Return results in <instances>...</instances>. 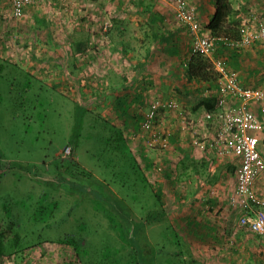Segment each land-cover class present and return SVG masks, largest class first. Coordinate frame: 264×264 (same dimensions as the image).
<instances>
[{"label": "rangeland", "instance_id": "1", "mask_svg": "<svg viewBox=\"0 0 264 264\" xmlns=\"http://www.w3.org/2000/svg\"><path fill=\"white\" fill-rule=\"evenodd\" d=\"M126 1L0 0V233L5 241L18 238L28 247L2 258L0 264H95L94 257L79 262L71 246L58 244L68 235L83 238L85 246L94 250L108 245L118 252L121 264H129L128 243L110 226L107 213L124 230L138 223L136 238L147 258L144 264H264L260 238L237 226L239 213L228 203L204 191V185L217 188L220 180L219 193L227 195L228 202L235 187L231 168L222 166L226 169L212 177L205 168L208 160L214 161L191 143L190 134L187 142L193 151L189 161L179 157L183 154L172 144V131L181 130L183 124L195 125L198 137L208 134L207 126H200L203 118L191 113L211 83L202 88L192 82L194 90L179 101L163 99L155 95L156 89L144 88L147 101L136 107L142 81L125 86L131 81L128 78L135 79L136 64L127 65L129 51L124 54V50L129 48L132 53L138 40L128 44L123 40L124 45L115 36L122 26L117 19H131L133 30L142 27L136 25L140 17L132 13L134 9L122 10ZM180 1L196 22V32L176 16ZM192 1H170L171 17L182 31L187 51L195 36L211 39L214 47L202 57L218 73L216 81L219 71L237 75L229 68L228 54L263 43L264 13L259 7L264 0H256L257 6L255 0L251 5L247 0H230L234 8L227 24L240 31L247 43L240 48L229 46L225 42L229 38L223 35L212 36L208 24L198 20L197 0ZM210 2L215 7L216 0ZM164 22L156 25L162 38V31L168 33L174 24L172 19ZM156 101L164 108L145 129V115ZM78 107L85 110L82 118ZM141 108L146 109L138 128L123 129L129 114L138 115ZM77 124V136H72ZM122 129L130 137L125 138ZM117 130L125 145L129 139L135 149L132 152L127 146L130 158L124 146L116 145ZM71 142L73 155L64 156ZM68 183L89 187L100 192L101 198L74 191ZM51 204L55 207L50 219H33L40 207ZM153 208L164 217L144 227Z\"/></svg>", "mask_w": 264, "mask_h": 264}, {"label": "crops", "instance_id": "2", "mask_svg": "<svg viewBox=\"0 0 264 264\" xmlns=\"http://www.w3.org/2000/svg\"><path fill=\"white\" fill-rule=\"evenodd\" d=\"M171 0L163 1H151V0H128L122 3L120 5L124 6L122 8L125 9L126 12H128L130 9H134L132 13L137 14L140 19H137L136 25H141L142 27L137 28L135 30L133 25V21L131 19H117L120 21L121 29L120 31H116L115 36L116 39L119 38L121 40V43H123V40L129 43V41L132 40H138L137 47L136 45H132L135 47L134 50H131L129 48H125L124 54H127V51H129L128 55V63L127 65L130 66L132 63L135 62L136 68V74L133 75L135 79L128 78L129 81L125 86L129 87V85H133V83L137 82L138 80L142 81V88H140V98H136V107L144 106V102L147 101L145 98V95L143 92L144 88H154L156 89L155 95H158L160 97L172 99L175 101H179L184 98L185 95H188L189 90H194L192 86V82L188 80L186 76V63L188 59L190 58L189 50L187 51V48L185 44L182 41L181 34L182 31L176 27L174 19L172 16V9H171ZM196 1V0H195ZM213 0H197V9L200 11L199 21L201 24H204L205 26L210 22L212 16L214 15L215 7L211 6ZM230 5L232 8L234 6L232 5L231 1ZM252 0H247L250 5L252 4ZM192 3L193 1L190 0ZM131 3V6L130 4ZM214 3V2H213ZM193 4V3H192ZM254 6H257L259 4V1H256L253 3ZM215 5V4H214ZM250 7V6H249ZM259 11L264 13V4L263 6L259 7ZM212 15V16H211ZM129 16V15H128ZM165 19H172L174 24H172V27H170L169 32L166 33V31H162L164 34V37L166 36V39H163L160 34L161 28H157L156 25H165L164 20ZM240 20V19H238ZM161 21V23H160ZM112 21L110 22L109 27L111 26ZM148 26L147 30H143V26ZM131 26V28H130ZM109 29V28H108ZM158 31V33H154V31ZM113 30H111L110 34H108V39H112ZM107 35V34H106ZM111 37V38H109ZM168 40H172L168 41ZM164 41L163 44H161ZM109 42V41H108ZM107 45V44H106ZM125 45V44H124ZM108 46H106V52H107ZM229 56V55H228ZM230 58V56H229ZM231 63H229V68L231 70L237 72L238 75V81L241 87L243 88H256L260 87L264 89V40L263 43H260L258 45H255L254 47L250 48L249 50L241 51L238 53L233 52L231 54ZM135 80V81H133ZM195 86H199L202 88H205V85L202 83H193ZM124 86V87H125ZM164 88H167V91H164ZM142 89V90H141ZM178 89V91H176ZM181 92V93H180ZM195 92V91H194ZM201 99H199L200 101ZM134 105H132L133 107ZM146 108H141L139 110V114H129L130 118L127 116V119L129 118V121H124L125 127L122 125V128L128 130L127 128L137 129L140 123V120L143 119L142 113L144 112ZM206 111L204 108H200L197 111H193L191 113V116L198 117L199 115L202 117L203 112ZM123 113V112H122ZM128 113V112H127ZM136 117V118H135ZM140 119V120H139ZM136 120V122L134 121ZM127 125V126H126ZM134 126V128H133ZM121 128V127H120ZM122 129V132L124 131L125 138L130 137L125 130ZM260 136V145L259 150L264 155V131ZM182 138V141H181ZM188 134L185 132H182L179 127H177V130L175 129L174 132L172 131V144H174L177 147V152L182 153L183 155H178L182 159L185 158V160L189 161V158L191 157V145L188 143ZM138 140V139H135ZM188 141V142H187ZM180 142V143H179ZM137 142V146H140ZM130 140L127 141V146L130 148V151L134 152V148L132 145H130ZM188 145H190L188 147ZM70 145L66 146V149L69 148ZM189 148V149H187ZM199 151V150H198ZM73 154V153H72ZM201 154V153H200ZM183 156V157H182ZM209 159V158H208ZM207 160V159H206ZM214 161V160H213ZM209 165L206 166L205 171L210 172L212 177L215 176V172L218 170H221L224 166L226 168H231L230 171L233 175V168L229 164H223V163H217L209 161ZM223 168V169H226ZM202 173V172H201ZM214 174V175H213ZM222 176V175H221ZM220 176V177H221ZM218 182L215 185H218V187L208 186L204 185V191L206 195L212 196L213 198H220L222 202L225 204H229V200L227 202V198L225 194L219 193V190H221V181L217 180ZM235 181V179H234ZM214 185V186H215ZM235 186V184H234ZM255 190L258 194L261 195V197L264 198V174L260 176V178L256 181L255 184ZM234 188L230 191V193H233ZM221 196V197H220ZM231 194L229 195L230 199ZM217 202L219 206L221 205L220 202ZM213 203V202H212ZM228 229L227 227L225 228Z\"/></svg>", "mask_w": 264, "mask_h": 264}, {"label": "built area", "instance_id": "3", "mask_svg": "<svg viewBox=\"0 0 264 264\" xmlns=\"http://www.w3.org/2000/svg\"><path fill=\"white\" fill-rule=\"evenodd\" d=\"M175 12L178 18L189 24L192 32L198 30L184 3L180 1ZM245 41L243 36L239 40L225 39L233 48L247 44ZM213 47V40L198 39L195 36L190 57L206 56ZM219 72L215 86L207 88L203 93L204 98L216 99L214 109L202 114L200 126H207L208 134L198 137L200 131H197L195 125L183 124V121L181 130L190 134L191 143L204 151V157L217 163L229 164L233 168L235 187L229 206L239 213L237 226L259 237L264 243V198L255 190L256 181L264 174V155L259 150V135L264 131V91L243 88L235 73ZM160 108H164V105L159 104V101L150 105L143 128L151 127ZM175 108L176 104L172 102V110ZM179 115L182 116L181 113ZM72 153L69 147L65 149L64 156H72Z\"/></svg>", "mask_w": 264, "mask_h": 264}, {"label": "trees", "instance_id": "4", "mask_svg": "<svg viewBox=\"0 0 264 264\" xmlns=\"http://www.w3.org/2000/svg\"><path fill=\"white\" fill-rule=\"evenodd\" d=\"M215 13L213 17L211 18L210 22L208 23L206 29L210 32V34L214 37H221L222 35L225 36V38L233 39V40H239L240 39V31L236 30L235 28H232L227 23L228 18L231 15V5L228 0H216L215 5ZM219 44V43H218ZM221 45V44H220ZM219 47H223L220 46ZM225 49V47H224ZM233 54V53H232ZM190 55V53H189ZM231 58V54H228ZM186 76L188 80L194 81L195 83H202V84H209L211 83L210 87H214L216 78L218 76V73L213 68L211 62L200 56L195 55L191 56L187 63H186ZM216 99L214 97L209 98H201L200 101L195 105L194 111H197L200 108H204L206 111H212L214 109ZM78 107V110L81 115V118L85 112V110L81 107ZM78 120V119H77ZM80 120V119H79ZM79 125L77 124L74 127V134L72 136H77ZM118 139V144L124 146V150L128 158H130V151L127 147L126 141L124 140V137L121 133V131L117 130L115 134ZM72 143V142H71ZM70 144V148L73 150L75 148L74 144ZM66 149V148H65ZM2 156L0 155V170L3 169V165H1ZM196 170V169H195ZM145 182V179L142 178ZM72 190L77 191L79 193H90L95 196L96 199L101 198L100 192H95L89 189V187L83 186V185H77L75 183H68ZM132 185L134 186L135 183L133 182ZM55 204H51L45 208L40 207L38 209V213H34L33 219L36 221H46L50 219L52 215V210L54 209ZM108 221L110 223V226L117 232L119 238L128 243L131 252L130 254V261L129 264H144V262L147 260V258L142 254L141 249L139 248L138 241H137V230L139 228L138 223L133 224L128 229H123L120 223H118L114 217L107 213ZM164 217L163 213H160L157 210L151 209L149 213L145 217L144 225L140 224V226L150 225L153 222H160ZM141 227V228H144ZM5 235L3 233H0V260L4 257H11L16 255L17 253L23 252L28 247H24L23 244L19 241L18 238H13L11 240L5 241ZM84 239L81 237L68 235L65 239L58 240L59 245H68L72 247V250L75 253L76 259L82 263L85 258L90 261L91 258L94 257L96 263L95 264H121V259L117 256L118 252L111 249L108 245L103 247L100 250H94L91 247H86L83 243ZM176 246L179 245L177 241H175ZM88 249V250H87ZM86 261V260H85ZM83 264V263H82Z\"/></svg>", "mask_w": 264, "mask_h": 264}]
</instances>
